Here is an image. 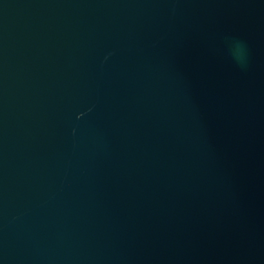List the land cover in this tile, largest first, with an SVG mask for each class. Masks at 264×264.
<instances>
[{
  "label": "water",
  "instance_id": "1",
  "mask_svg": "<svg viewBox=\"0 0 264 264\" xmlns=\"http://www.w3.org/2000/svg\"><path fill=\"white\" fill-rule=\"evenodd\" d=\"M0 264H264V0H0Z\"/></svg>",
  "mask_w": 264,
  "mask_h": 264
},
{
  "label": "clouds",
  "instance_id": "2",
  "mask_svg": "<svg viewBox=\"0 0 264 264\" xmlns=\"http://www.w3.org/2000/svg\"><path fill=\"white\" fill-rule=\"evenodd\" d=\"M232 55L241 64V66H245L247 53L242 43H236L235 48L232 51Z\"/></svg>",
  "mask_w": 264,
  "mask_h": 264
}]
</instances>
